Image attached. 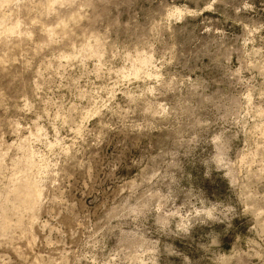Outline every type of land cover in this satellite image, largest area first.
<instances>
[{"label": "rangeland", "instance_id": "obj_1", "mask_svg": "<svg viewBox=\"0 0 264 264\" xmlns=\"http://www.w3.org/2000/svg\"><path fill=\"white\" fill-rule=\"evenodd\" d=\"M0 264H264V0H0Z\"/></svg>", "mask_w": 264, "mask_h": 264}, {"label": "bare ground", "instance_id": "obj_2", "mask_svg": "<svg viewBox=\"0 0 264 264\" xmlns=\"http://www.w3.org/2000/svg\"><path fill=\"white\" fill-rule=\"evenodd\" d=\"M8 1H10V0H3V2H5V3H8ZM20 181V180H19ZM22 183V182H21ZM24 186V185H23ZM31 187H33V186H31ZM20 188V187H19ZM22 188V187H21ZM24 189V188H23ZM28 189V188H27ZM31 189H33V188H31ZM37 189V188H36ZM19 190V189H18ZM14 191V190H13ZM21 191H24V190H21ZM21 191H18V192H21ZM12 192V191H11ZM9 193V192H8ZM22 193V192H21ZM25 193V192H24ZM27 193V192H26ZM41 193V192H40ZM10 194V193H9ZM20 195V194H19ZM22 195V194H21ZM23 196V195H22ZM25 196H26V194H25ZM16 197V196H15ZM28 198V197H27ZM26 198V199H27ZM30 198H32V197H30ZM17 199H18V197H17ZM21 198H19V200H20ZM15 200H16V198H15ZM39 200V199H38ZM35 201V200H34ZM36 202V201H35ZM27 205H28V203H27ZM33 205V204H32ZM38 205V204H37ZM22 206H24V205H22ZM29 206V205H28ZM33 207V206H32ZM35 208V207H34ZM5 219V218H4ZM8 220V219H7ZM7 220H5V221H7ZM4 221V220H3ZM2 226V225H1ZM5 226V225H4ZM6 227H7V225H6ZM6 227H5V229H6ZM2 228V227H1ZM2 230H4L3 228H2ZM1 230V231H2Z\"/></svg>", "mask_w": 264, "mask_h": 264}]
</instances>
